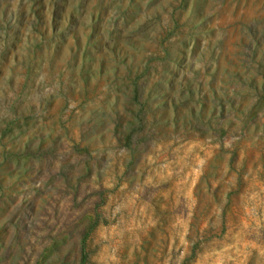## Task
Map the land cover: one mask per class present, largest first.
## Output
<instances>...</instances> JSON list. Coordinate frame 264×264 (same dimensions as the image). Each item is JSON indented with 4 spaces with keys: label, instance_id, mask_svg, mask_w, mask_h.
<instances>
[{
    "label": "rangeland",
    "instance_id": "374dc122",
    "mask_svg": "<svg viewBox=\"0 0 264 264\" xmlns=\"http://www.w3.org/2000/svg\"><path fill=\"white\" fill-rule=\"evenodd\" d=\"M0 264H264V0H0Z\"/></svg>",
    "mask_w": 264,
    "mask_h": 264
},
{
    "label": "trees",
    "instance_id": "16d2710c",
    "mask_svg": "<svg viewBox=\"0 0 264 264\" xmlns=\"http://www.w3.org/2000/svg\"><path fill=\"white\" fill-rule=\"evenodd\" d=\"M130 132H128V133H126V135L123 137V144L124 145H128V138L130 137ZM83 259H84V256H82V259H81V261H83Z\"/></svg>",
    "mask_w": 264,
    "mask_h": 264
}]
</instances>
